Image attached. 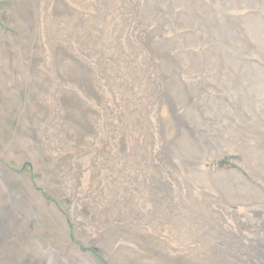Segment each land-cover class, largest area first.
I'll list each match as a JSON object with an SVG mask.
<instances>
[{"label":"rangeland","instance_id":"obj_1","mask_svg":"<svg viewBox=\"0 0 264 264\" xmlns=\"http://www.w3.org/2000/svg\"><path fill=\"white\" fill-rule=\"evenodd\" d=\"M11 3L0 0V213L12 246H33L37 264H209L184 225L177 234L159 215L171 209L175 216L188 197L194 202L199 189L187 171L195 168L218 202L207 251L228 248L226 264H257L252 248L264 249V216L256 213L264 214V0H108L107 8L105 0H26L25 35ZM78 14L86 30L96 15H114L118 44L136 46V58H126L149 69L138 77L142 89L152 72L148 47L175 57L181 79L192 82L177 90L178 114L163 105L156 118L143 111L149 98L123 78L121 61L104 80L110 74L97 42L78 47L68 32ZM144 20L157 28L148 45L135 26L144 29ZM157 117L166 135L177 118L195 133L198 145L184 154L190 167L178 159L159 164ZM155 185L162 193L154 206L148 188Z\"/></svg>","mask_w":264,"mask_h":264},{"label":"bare ground","instance_id":"obj_2","mask_svg":"<svg viewBox=\"0 0 264 264\" xmlns=\"http://www.w3.org/2000/svg\"><path fill=\"white\" fill-rule=\"evenodd\" d=\"M107 4H108V0H105V4H103V6L105 8H107L106 7ZM79 5H80V3H79ZM47 8H48V4L43 3L42 4V9H43L42 14H44V12L46 11ZM124 8H126V7L122 6V9H124ZM100 9H102V8H100ZM115 9H116V7H114V10ZM8 10L12 11L13 17L17 21L16 26L20 30V32L23 33L24 35L29 34L27 31H30L31 22H30V13L27 10L26 0H12L11 7L8 8ZM112 15L109 17V19H106L104 15H96V18H94V19H96L95 22L93 21L92 23H86V27L89 30L88 31V30H86V28H82L81 26H79L78 22L76 23V21H80L81 17L83 16L82 14H78L77 17L75 18V20L69 24L68 32H70V34L73 35L74 40H77V41L78 40L79 41L84 40V43H78L77 41H73V44H75L78 47H81L82 45H86V46L90 45V47L92 48L93 43H95V41L97 42V44L94 45L97 48L95 50L97 51V53H99L101 55L100 60L102 61L103 66L106 68V69L104 68L105 71L110 74V75L107 74V76L104 79V80L108 81V83H110V79L114 78V75H115L114 73H117V71H118L117 67H115L114 65L120 61L122 63L126 64L125 68L123 69V73H122L123 78H125L126 75L129 76L130 85L135 86V84H137L140 87V89L142 90L141 91V97H142L143 101L146 102L149 98V103H143L142 102V104H141V108H143L142 109L143 111H145V107H148V109H150L153 112L154 109L159 108L158 105H163V106L168 108L167 111L169 112V114L171 116L178 114L176 101L179 98L177 96V90L181 88L185 92V90L187 89L186 85L189 86L190 85L189 83H192V82H188L189 81L187 78L188 74L185 72V74H187L186 75L187 79L182 80L181 75H180L181 73L179 74L173 65V60L175 59V57L173 59L172 56H169L165 53L159 52L158 50H156L155 47L151 46L150 48L148 47L146 49V53L149 50L150 51L147 53V56L144 58V63H148V67L151 68L152 72H150L151 75H149V77H147V81L145 83V86L142 89V86L140 84L138 77L139 76H146L147 75L146 71H149V69H147V68L144 69L143 67H140V66H137L136 68H134V63L132 62V59L136 58V56H135V51H131L130 48L135 49L136 46L132 45L133 43L132 44L128 43V44H125L124 47L121 48V46L118 44L119 43L118 42V35H117L118 26L115 23V19L113 18L114 15H113V17H112ZM123 15H124V18H129L128 15L124 11H123ZM45 22H46V20L43 22V26H44ZM89 22H90V20H89ZM145 22L146 21L144 20V23H141V25L142 24L145 25V27H146V28L144 27L145 30L141 28L138 31V29L140 28L139 23H136L135 26L137 27L136 31L140 34L142 32L144 37L147 39V45H148V43H149V37H148L149 33L148 32L151 31L152 27H154V26L153 25L146 26ZM153 31L156 32L157 28L154 27ZM95 33H97L98 35L96 36L95 39H93V37H94L93 35ZM118 46H119V48H118ZM128 46H129V48H128ZM126 54H128V55H126ZM126 56L131 57L132 59H127ZM182 69L183 68H181V70ZM151 78H153V79H151ZM191 78H193V77H191ZM154 82L159 83V92H157V93H154L155 92L154 91L155 85L152 87L150 86L151 84L153 85ZM156 90H158V89H156ZM180 103H181L180 105H184L182 101H180ZM152 115L154 116V112L151 113L150 116H152ZM145 116H146V114H145ZM154 118H156V116H154ZM157 118L158 119H156L157 120L156 122H158V125H159L158 128L160 129V131L156 133V137L158 138L157 139L158 146H156L154 154H155V157H157L159 164H161L162 167H163V165L166 166L167 163H169L172 166L173 161H171V160H173V159L177 160L178 159L179 163L187 164V166L190 167L191 161L189 162V160H187V159L185 160L184 154L187 153L186 155L190 156V154L194 152L196 146L198 145L196 139L193 136L195 133L192 134L189 130H187L183 126L181 128V125H182L180 123L181 121L177 118L176 119V125H175L174 129L171 132L169 131L170 133H168L166 135L163 132V126L166 123V121H164L163 118L162 119H160L159 117H157ZM143 120H144V117L141 116V121H143ZM170 143H171V145L174 144L175 146L173 148H169L167 145H169ZM155 157H153V158H155ZM188 159H189V157H188ZM155 166H156V168L160 167L158 164H156ZM188 176H189V180L191 178V182H190L191 186L194 184L199 189V195L197 196V198H195L194 202H191V201H189V197H188V199L185 200L188 204L185 201L183 204L182 200H180V198H177L178 200L181 201L182 206H180V209H178V210L174 209L175 216L172 214L171 209H169V210L166 209L164 214L160 212L159 215H162L163 217L168 219L167 222L170 225L169 229H172L177 234H179V231L182 228L181 225H184L185 230L190 235L194 236L193 241L194 242H196V241L200 242L201 243L200 247L201 248L205 247L206 252L210 254L208 256V258L206 257V259L201 257L198 254L203 261H205L209 264H218L219 262H221L223 260L222 264H226V261H227L226 257H228L230 255V253H229L230 249L226 248L225 251L222 252L220 255H215V256L211 253L213 251H211V250H209V252L207 251V249H210L208 244H211L210 241H207V239L210 240L211 237L214 236V234L212 233V231L210 229H211V222L214 221L213 219L215 218V216H213L215 213L214 205H215V203H218L217 200L215 203L210 201V199L206 193V192L210 193L211 189L209 187L205 186L204 184L207 183L208 185H210V181L206 178L205 175H202V173L199 172L195 168H194V170L192 168L188 169L187 177ZM187 184H188V182L186 181L185 185H187ZM158 188H161V187L155 185L154 187L148 188V191H151L152 199H153L152 203H154V206H155V200L158 198L159 193L160 194L162 193L159 191ZM161 191H163V190H161ZM192 199H193V197H192ZM230 207H233V206H230ZM1 208H2V206H1ZM216 208H218V207L215 206V209ZM256 213L258 214V216L259 215H261V217L264 216V214H262L260 212H256ZM173 217H174V220H173ZM12 223L14 225L13 227H16V225H17L16 222H12ZM12 223H11V225H12ZM180 233L182 234L185 232L180 231ZM228 233H229V235H231L235 232L232 230H228ZM12 234L13 233H11V232L10 233L5 232L3 215L0 213V250L5 248L4 253L0 252V264H37L36 261L38 259L37 260L35 259L36 255H35V249L33 248V246L28 247V248H30L29 250H27L26 248H24L23 250H20L17 248V247L20 248V246H18V245L13 247L12 246L13 245L12 240H11ZM213 238H215V237H213ZM193 249L196 250L195 248H193ZM252 251L254 252L255 262L257 264H264V249L259 247V246H255L254 248H252ZM198 252L201 255L204 253L203 251H198ZM36 258H38V257H36ZM38 262H40V261H38Z\"/></svg>","mask_w":264,"mask_h":264}]
</instances>
